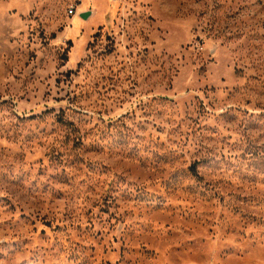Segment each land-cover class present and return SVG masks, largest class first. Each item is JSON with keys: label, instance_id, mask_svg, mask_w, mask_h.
<instances>
[{"label": "rangeland", "instance_id": "1", "mask_svg": "<svg viewBox=\"0 0 264 264\" xmlns=\"http://www.w3.org/2000/svg\"><path fill=\"white\" fill-rule=\"evenodd\" d=\"M0 264H264V0H0Z\"/></svg>", "mask_w": 264, "mask_h": 264}, {"label": "water", "instance_id": "2", "mask_svg": "<svg viewBox=\"0 0 264 264\" xmlns=\"http://www.w3.org/2000/svg\"><path fill=\"white\" fill-rule=\"evenodd\" d=\"M89 14H90L89 11H85V12L82 13V16L86 18V17H88Z\"/></svg>", "mask_w": 264, "mask_h": 264}]
</instances>
